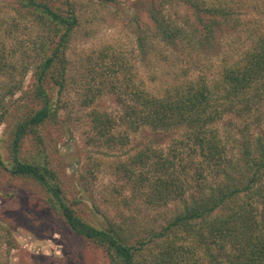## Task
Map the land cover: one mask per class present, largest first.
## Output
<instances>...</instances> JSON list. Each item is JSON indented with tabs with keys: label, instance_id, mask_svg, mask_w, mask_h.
Segmentation results:
<instances>
[{
	"label": "trees",
	"instance_id": "16d2710c",
	"mask_svg": "<svg viewBox=\"0 0 264 264\" xmlns=\"http://www.w3.org/2000/svg\"><path fill=\"white\" fill-rule=\"evenodd\" d=\"M135 1L131 21L142 51L155 39L173 48L184 43L216 54L223 26L235 28L240 21L229 0ZM256 1L264 12V0ZM12 10L6 34L27 26L30 35L26 45L17 36L16 47L6 55L0 52V75L7 80L0 82V124H9L8 155L0 152L1 168L45 192L47 207L76 234L102 247L108 264H264V128L250 133L252 127L264 126V33L249 29L250 43L238 57L224 60L216 80L188 78L162 95L130 83L122 90L111 85L118 112L92 111L96 136H108L110 142L116 141L113 129L119 126L125 130L121 143L128 133L154 134L129 161L119 163L129 179L138 176L140 186L148 181L144 204L166 210L161 221L133 231L129 218L94 223L82 216L80 201L68 197L44 146L45 132L58 120V96L68 79L66 50L78 25L73 1L16 0ZM27 75L30 82L24 85ZM226 113L249 118L238 151L227 148L214 124ZM176 129L183 131L173 143L166 150L159 147L161 136ZM30 137L43 144L44 152L23 156L22 146ZM9 234L0 224V243Z\"/></svg>",
	"mask_w": 264,
	"mask_h": 264
},
{
	"label": "rangeland",
	"instance_id": "374dc122",
	"mask_svg": "<svg viewBox=\"0 0 264 264\" xmlns=\"http://www.w3.org/2000/svg\"><path fill=\"white\" fill-rule=\"evenodd\" d=\"M15 1L0 0V52L5 55L16 47L17 36L26 45L30 35L27 26H22V32L6 34ZM72 1L78 25L66 50L68 79L58 96L62 106L58 120L45 132L44 146L68 197L80 201L77 206L82 216L92 217L94 223L107 219L122 222L129 218L128 226L140 231L153 226L166 210L146 206L143 196L148 181L140 186L138 176L129 179L119 169V163L129 161L154 134L148 130L128 133L126 142L121 143L125 130L119 126L113 129L116 141L110 142L108 136H96L92 111L109 115L118 112L119 106L109 92L111 85L122 90L130 83L162 95L188 78L204 76L209 81L216 80L224 60L238 57L250 43L251 32L264 33V12L256 0H229L232 14L240 21L235 28L223 26L220 52L216 54L183 46L184 43L173 48L155 39L142 51L131 21L137 10L135 0ZM141 20L147 21L145 15L141 14ZM252 27H257L256 32L249 31ZM15 58L18 63V51ZM4 79L0 75V82H7ZM29 82L27 75L24 85ZM86 90L90 95L97 93L92 101L90 95L85 97ZM260 111L264 117V98ZM248 119L226 113L214 123L228 149H240L241 138L246 135L241 129ZM8 125L0 124V152L4 158L8 155ZM263 128V125L259 129L252 127L250 133L259 134ZM182 131L176 129L162 135L159 147L166 150ZM36 142L31 137L24 141L23 156L43 151V144ZM46 198L47 194L41 193L32 181L11 176L0 166V224L10 232L8 240L0 243V264H108L103 248L76 234L47 207Z\"/></svg>",
	"mask_w": 264,
	"mask_h": 264
}]
</instances>
